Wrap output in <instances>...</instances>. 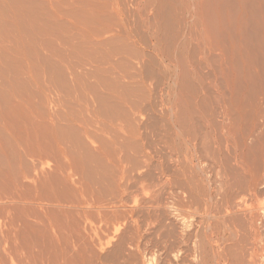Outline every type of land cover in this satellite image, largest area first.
<instances>
[{
	"label": "rangeland",
	"instance_id": "rangeland-1",
	"mask_svg": "<svg viewBox=\"0 0 264 264\" xmlns=\"http://www.w3.org/2000/svg\"><path fill=\"white\" fill-rule=\"evenodd\" d=\"M5 1L6 18L4 22L7 23L4 25L5 40L3 39L4 41L0 47L1 68L2 71L4 70L5 77L2 78L3 84L0 81V88L8 95L7 102L11 100L9 102L13 104L14 101L29 97L27 99H32V102L26 105V103L23 104L25 100H21L20 104L26 107L32 103L31 105L34 106L31 108L29 106L26 108L22 105L19 106L23 110L19 112L21 113L18 117L19 128L25 130L26 125L27 127L28 125H36L41 128L50 125L57 126L65 134V140L61 146L67 153L77 156V160L85 164V167L80 165L81 168L78 174L72 172L71 174L68 170H58L55 166L54 158H51L52 160L47 158L45 162L43 161V164H40L31 157L23 155L22 149L17 150V152L14 149V142L9 137L10 135L2 130L0 136L3 134L2 137L6 140L7 146L11 148L10 153L12 156L11 154L9 155L14 160L10 163L7 161V157H4L0 152V180L2 182L4 179L3 183L6 182V177L4 178L5 175H3L6 173L13 174L16 177L19 176L18 178L20 179H17L21 182L30 183L33 190L31 191L34 195L36 194V200L27 204L21 203V206L19 204L16 206L17 204H15L16 207L10 200L0 202V208H2L0 209V264H45V262L49 264L52 259L48 260L47 257L53 258L54 256H56L57 260L54 257L51 264H64L62 255L65 252L67 241L73 237L87 239L88 245L90 244L89 246L87 245V248L89 247L88 249L93 252V258H91L93 264H194L193 257L195 253L193 250L197 246V238L202 233L205 234L209 228L207 227V213L209 212L210 216L214 212L216 213L218 209L216 207L220 205L217 203L222 201V198L219 197V191L222 189L219 186L221 187V182L224 181L223 183H225L228 175L224 172V179H221L222 174L220 173L222 171L219 172L217 168H214L215 171L213 169L214 165L209 159L212 164L206 160L202 164L203 167L202 165L198 166L199 169L197 168V170H199V177L201 176L202 183L198 177L197 181H199H196V184L198 183L199 187L202 186L200 190L197 186L198 194L201 192V195L197 194L195 197L198 198L199 202L202 200L201 204L195 201V197L193 198L187 191L189 187L185 186V177H182L179 171L180 175L178 173L177 176L174 175L177 171V168H175L176 163H173L169 158L168 151H166L164 142H162L164 138L161 136L166 135V129L169 125L167 121L170 119L168 111L165 110L170 106L169 103H172V100L176 98L177 90L175 91L174 85H171L172 83L169 79L167 80L165 74L168 72H164L165 66L161 64L158 57L153 55L154 52L151 46L152 33L143 27V25H146L145 19L147 21V18L140 17V12L136 13V15L139 14L137 15L138 17L134 16L135 14L133 15L135 11H138L136 9V1L138 2L139 0ZM93 6L95 7L93 8ZM11 11L22 17L20 19L23 24L29 19L25 24H30L29 28L26 26L29 32L27 29L25 31H23L24 29H18L19 25L15 23ZM68 11H74L77 16L74 15L78 18H81L84 14L83 17L86 18L82 17V19L87 21L89 19L90 21L89 24H85L87 29L85 25L82 26L81 23H75L76 21L66 14ZM21 13L24 15L22 16ZM31 16H34L33 19L35 20L31 21ZM123 17L128 22L124 21ZM151 17H149L150 21L153 19ZM142 18L144 23H142L143 20L141 22ZM134 19L137 20L135 21ZM29 21L33 22L34 24H32L36 27V29L33 26V28L31 27L34 31L30 29L31 23ZM25 25H23V28ZM7 27L11 29H7ZM137 27L141 29L139 30ZM107 29H110V31ZM24 32L26 33L25 35H23ZM83 42L84 45H82ZM153 58H155L156 62L151 61ZM13 92H16L22 98H12ZM27 108L29 111L26 110ZM26 114L30 116H26ZM104 114L109 116L110 119H107ZM67 136L69 138L72 136L70 138L72 141ZM53 139L51 137L48 139L43 138V141H35V143H40L39 145L36 144V146H41V148L44 146L43 149L48 150V152H50V149H47V146L52 149V152L53 150L54 152L57 151L55 155L62 162H65L62 153L59 154L58 152L57 142L55 144V139L52 141ZM100 139L103 141H100ZM68 141L72 143L69 144L70 142ZM31 142H34V140ZM43 143L48 145L45 146ZM101 144L103 145L101 146ZM32 146L34 147L35 144H32ZM16 153L23 155H21V160ZM145 153H147V156H144L146 155ZM148 156L150 160L145 162ZM99 157L102 158L100 159ZM86 165L89 166L86 168ZM125 167L130 179L131 177L133 178L131 179L132 182L127 180L132 187L127 190L125 188H128L126 186L128 182L125 185L126 181L121 179ZM3 168L4 170H1ZM28 169L31 171H28ZM84 169L86 172L83 171ZM174 170L176 171L173 173ZM164 172L171 174L165 175ZM24 174L29 175L30 179H24ZM143 175L146 179H144ZM144 180H146L145 185L142 184ZM120 182H124L125 186L120 187ZM3 183H0L1 187L5 185ZM140 183L145 186L144 189L139 188ZM223 183L222 187L224 186ZM10 186L9 189V184H7L5 190L6 188L12 190L13 186ZM52 186L55 187L52 188ZM3 187L0 189L1 193L5 191ZM204 188L205 190H203ZM263 191L264 189L259 198L262 200H252L247 196L246 198L241 195L240 199L244 196L242 202L245 205L242 203L238 214L240 215L241 213L243 216H240L244 217L243 213L247 212L245 214L246 217L248 211H259L258 213L263 218V222L260 225L262 229H260L264 232V211L261 213L264 210ZM8 192L6 191L3 194ZM216 193L217 197H215ZM205 194L207 197H205ZM237 199H239V196ZM240 199L236 201L240 202ZM213 200L218 201L214 209L212 208L213 204H215ZM194 202H198V205ZM209 203H212V207ZM182 206L185 207L183 208ZM223 214L228 215L230 213L223 209ZM15 220L16 222H14ZM252 236L248 235L246 242L249 241L253 245L245 242L243 249L239 245V240L238 244H236L237 247L234 243H228V241L226 245L229 252L228 255L230 254L229 257L231 258V255L235 257L236 254V257H238L243 250L248 259L250 257L249 254L252 252L254 253L253 259L258 260V263L256 260L255 262L264 264V251L262 250L264 242L259 241L260 238H256L255 241L253 239L254 236ZM233 244L235 247L231 248ZM254 246L258 248L259 252L255 251L256 248ZM239 248L242 250L240 251ZM238 251L241 253H238ZM258 253L260 254L258 255ZM43 257L47 258V260H42Z\"/></svg>",
	"mask_w": 264,
	"mask_h": 264
},
{
	"label": "bare ground",
	"instance_id": "bare-ground-1",
	"mask_svg": "<svg viewBox=\"0 0 264 264\" xmlns=\"http://www.w3.org/2000/svg\"><path fill=\"white\" fill-rule=\"evenodd\" d=\"M14 1H16V0H14ZM5 2H6L5 0H0V47H1V44L3 43V41L5 40V38H4V35H5L4 34L5 33L4 27L5 26L4 25H5V23H7V22H4L5 21L4 19L6 18V13H5V9H4ZM82 3H83V1H82ZM136 3H137V5H136ZM136 3H135V5L137 6L136 9H138V11L134 10L135 13H133V15L135 14L134 16H137L139 14L136 15V13L140 12V17L147 18V21L145 19L146 25L141 24L142 20H143L142 23H144L143 18L141 19L140 24L143 25V27H145V29L148 30V32L150 31L152 33L151 34L152 35V45L151 46H152V50L154 52L153 55L158 57L161 64H163L165 66L166 69L164 72L165 73H166V71L168 72L167 74H165V76H166L167 80L169 79V81L172 83L171 85H174V87L176 88L175 91L177 90L176 98L174 97L175 99L172 100L173 102L172 103L170 102L169 103L170 106H168L167 110H165V111H168L167 113L169 114L170 119H169V121H167V123L169 125H168V128L166 129L167 132L165 131L166 135L161 136L162 138H164V141H162V140L161 141L164 142L166 151H168V156H170L169 158L173 161V163L174 162L176 163L175 168H177L176 169L177 171L176 170L173 171V173L176 171L174 175L177 176V173L179 171L182 174L181 176L185 177V179H186L185 180L186 181L185 186L189 187L187 191L190 193V195L193 198L198 194V192L202 186L200 184L201 186L199 187V184L198 183L196 184V181H197L199 174H200L199 170H197V168H198V166L202 165L204 163V161L207 160V162H209V160H210L214 165L213 169L217 168L219 172L222 171L220 173V174H222L221 179L224 177L223 176L224 172H226V174L228 175V177H226L227 180H225V183H223L224 182L223 181L220 184L221 187L219 186V188L222 189L221 191H219L220 192L219 197L222 198V201L220 198H218L221 201V203L213 200L215 202V204H213L214 205L213 207L211 206L212 203L211 204L209 203L213 209H214V207L217 206L216 205L217 202H218L217 204H220V205L216 207V208H218L217 211L215 208L216 213L214 212V214H212L211 216L208 214L209 212L207 213V217H208L207 227H209L207 232L205 234L202 233L199 237L197 236L198 238L196 237L198 239V242H197V244L195 243L197 246L193 250V252L195 253V255L193 257L194 258V260H193L194 264H255L258 260L255 259L256 260V262H255V260L253 259L254 253L249 251V252H251L252 255L249 254L250 257L248 259L247 256L245 255V252L242 249H243V246L245 245L244 243L248 240V237H247L248 235H253L254 236L253 239L255 241H256V238L257 239L260 238L259 241L264 242V240L262 241V239L264 238V237L262 238V236H264L262 234H264V232L261 230L262 226H260L263 222L262 221L263 218H261L262 216L260 215V213H258L259 211L258 212L257 211L249 212L248 211L249 216L247 215L246 217H245V214L247 212L243 213L244 217H241L240 215H242V214L240 213V215H239L238 211H239V208L242 206V203H243L242 201H243L244 196L245 197L247 196L252 200H257V199L262 200L259 198L261 197L262 190L264 189V109H263V107H264V0H139L138 2L136 1ZM26 4H28V3H26ZM84 4H85V2H84ZM90 6H88V7L90 8ZM95 6H93V8ZM91 8H92V6H91ZM13 9H14V7H13ZM68 9H70V8H68ZM73 10H75V9H73ZM6 12H7V10H6ZM86 12H87V9H86ZM11 13H13L12 16L15 20V23L17 25H19L18 29H20V30L24 29L23 31H25V29H27L26 26H28V28H29L30 24L25 25L29 19L23 24V22L21 20L22 17H19L18 16L19 14H17L14 11H11ZM66 14L71 19H74V21H76L75 23H77V22L81 23L82 26H84L85 24L87 25V23L88 24L90 23L88 18H87L88 21L86 19H82L83 15H84L83 13H82L83 15L81 18L76 17L77 15L75 14L74 11H68V12H66ZM23 15L24 14H22V16ZM133 15H132V17H133ZM80 16H81V14H80ZM144 16H146V17H144ZM149 17H151V19L153 18L152 21L149 20ZM33 18H34V16L31 18L32 20L31 19L30 20L31 21L35 20ZM83 18H86V17H83ZM123 19H124V17H123ZM134 20L136 21L137 19H134ZM138 20H140V19H138ZM95 21H97V20L95 19ZM124 21H126V20L124 19ZM126 22H128V20ZM32 23H31L30 29L33 30L32 29L33 27H34V29H36L35 25H33L34 23L33 24ZM35 23H36V21H35ZM23 25H25L24 28H23ZM86 25H85V27H86ZM36 26H37V24H36ZM119 27L121 28V26H119ZM9 28L7 27V29H9ZM16 28H17V26H16ZM16 28H14V29H16ZM37 28H41V27H37ZM86 29H87V27H86ZM110 29H107V30L110 31ZM135 29H136V27H135ZM23 31H21V32L23 33ZM27 31H28V29H27ZM27 31H26V33H27ZM113 31H115V30H113ZM26 33L24 32L23 35H25ZM106 33H108V32H106ZM129 34H131V33H129ZM24 39H25V37H24ZM150 40H151V37H150ZM6 41H7V39H6ZM18 41H20V40L18 39ZM71 44H73V43H71ZM82 45H84V42L82 43ZM28 48H32V47H28ZM99 50L101 51L100 48H99ZM30 54H32V53L30 52ZM26 55H29V54H26ZM155 56H153V57H155ZM32 57H34V56H32ZM48 59H50V58H48ZM92 59H94V58H92ZM154 59L155 58H153L151 61L152 62L155 61ZM1 61H2V58H1V52H0V79H1L0 81L3 84L2 78L5 77V75H4L5 73H3L4 70L2 71V68H1V63H2ZM146 63H148V62H146ZM32 67H33V65H32ZM60 69H61V67H60ZM40 71H41V69H40ZM107 72H109V71H107ZM96 78H98V77L96 76ZM99 78H102V77H99ZM99 80L101 81V79H99ZM21 94L24 95L23 93H21ZM7 96L8 95L5 94V92L2 91V89L0 88V129H1L0 134H1L2 130L4 132H7L10 135L9 136L7 134V136H9L12 139V141L14 142V147H15L14 149L16 151L22 149L23 155L31 157L35 161H38L40 164H43V161L45 162V159H47V158L48 159L54 158L55 166L58 170H65V171L68 170V171H70V173L72 172V173L78 174L82 165L84 166L85 164H82L80 161H78L77 156H74L71 153H67L66 150H64L63 146H61L62 142L65 140L64 139L65 134L63 133V131H61V129H58V127L54 126V125L53 126H51V125L45 126L44 128H41V127L36 126V125H30V126L28 125V127H27V125H26L25 130L23 128L20 129L19 125H18V123H19L18 117L20 116L19 114H21L19 112L23 111V110H21V108H19V106H21V105L23 106L24 103H26V105L29 104V102H32V99H27L29 97H27L26 99H20V101L25 100V102H23V104H20V101H14V103L11 104L9 102L11 100H9L8 101L10 103L9 104L7 102V100H8ZM17 97L22 98V96L20 97V96H18V94H16V92H13L12 98L16 99ZM168 97H169V95H168ZM27 100H30V101L27 102ZM163 101H165V100H163ZM161 102H162V100H161ZM96 104H98V103H96ZM30 105H28L30 108L34 107V106H32V105L30 106ZM164 105H166V104H164ZM28 106H26V107H28ZM37 106H38V104H37ZM23 107H25V106H23ZM120 108H119V110H120ZM26 110L29 111L28 108ZM158 111L160 112V110H158ZM103 112H105V111H103ZM24 113H26V112H24ZM100 115H101V113H100ZM26 116H30V115L26 114ZM40 116H39V119L41 120ZM105 116H107V115H105ZM162 116H164V115H162ZM102 117H104V116L102 115ZM27 119H28V117H27ZM85 119H86V117H85ZM104 119H105V117H104ZM107 119H110V117L107 116ZM111 119H113V117H111ZM34 121H36V120H34ZM109 121L111 122V120H109ZM42 122H44V121H42ZM124 124H126V123H124ZM93 125H95V124H93ZM118 125H120V124H118ZM70 127H72V126L70 125ZM128 127H129V125H128ZM108 130H110V129H108ZM80 131H83V130H80ZM162 131H163V129H162ZM73 132H72V134H73ZM67 133H70V132H67ZM105 133H106V131H105ZM68 135H70V134H68ZM157 135H156V137H157ZM2 136H3V134L0 136V152L4 155V157L5 156L7 157V161L12 163V160H14V159H12L13 157H11L12 156V154L10 153L11 148H9L7 146V144L5 142L6 140ZM49 137L55 139V144L57 142L58 152H59V154L62 153L63 156L62 155L61 156L65 159V162H62L55 155V153H57V151L54 152V150H53V152H52L51 151L52 149L50 147H48V146L46 147L47 149H50V152H48V150L43 149L44 146L42 148H41V146L37 147L40 143H35V141L36 142L43 141L42 140L43 138L48 139ZM161 137H160V139H161ZM70 138H72V136ZM70 138L68 137V139H70ZM54 139L52 141H54ZM32 140H34V142H31ZM101 140L102 139H100V141ZM161 141H160V143H162ZM68 142H70V141H68ZM71 143L72 142H70L69 144H71ZM32 144H35V146L33 147ZM36 144H38V145L36 146ZM43 144H41V145H43ZM46 145H48V144H46ZM102 145L103 144H101V146ZM156 146H158V145H156ZM69 148H70V146H69ZM125 149H128V148H125ZM8 150H10V151L8 152ZM69 150H71V149H69ZM72 150H74V149L72 148ZM9 154H11V156ZM16 154H17L18 158L21 160L22 154L21 153H16ZM145 154L146 155H144V156H147V153H145ZM100 155H102V154H100ZM107 155H108V153H107ZM55 157H57V158H55ZM150 158H151V156H150ZM22 159H23V157H22ZM149 160L150 159L148 156L147 160H145V162L149 161ZM116 162H117V160H116ZM212 163H210V164H212ZM28 164H29V162H28ZM80 165H81V167H80ZM143 165H145V164H143ZM87 166H89V165H86V168H87ZM164 166H165V164H164ZM205 166H209V165H205ZM12 167H13V165H12ZM38 167H39V165H38ZM202 167H203V165H202ZM210 167H211V165H210ZM204 168H206V167H204ZM1 170H4V168ZM125 170H127L126 167H125V169L121 175L122 176L121 179H122V181H126L125 182V185H126V183L128 181L130 182L131 179H133V178L131 177V179H130V177H129L130 175H128L127 171H125ZM28 171H31V170L28 169ZM42 171H44V170L42 169ZM83 171L86 172L85 169ZM25 172H27V171L25 170ZM180 173H178V174L180 175ZM164 174L166 175L169 173L164 172ZM3 175H5L4 178L6 177V182H7V183L6 182L3 183V181H5V180L3 179L2 182L0 180V183L5 184V185H3L4 187L2 186L4 188L3 190H5V187L7 186V184H9V189L11 187L10 185H12L14 189L11 188L13 190L12 191V190H9L8 188H6L5 191H3L2 193L0 192L1 193L0 194V202L4 201V200H10L14 203V206H15V204H17L16 206H18V204L19 205L21 203L27 204L33 200H36L35 199L36 194L35 195L33 194L32 186L30 185V183H26L23 181L21 182L20 180H18V179H20V178H18L19 176L16 177L13 174L6 173ZM11 175H13V176H11ZM107 175H108V173H107ZM167 178H169V176H167ZM206 178H207V176H206ZM24 179L29 180L30 179L29 175L27 176V174H26L24 176ZM93 179L96 180L95 178H93ZM121 179H120V181H121ZM144 179H146V177ZM145 181L146 180H144L142 182V184H144ZM97 182H98V180H97ZM129 182L127 183L128 185H126V186H128V188L127 187L125 188L126 190L131 187L129 185ZM200 182L202 183V179L200 180ZM203 182L205 183V181H203ZM123 183L124 182L121 183L120 187L125 186ZM148 183H146V184H148ZM181 183L184 184L182 181H181ZM222 183L224 184L223 187H222ZM144 185H142L141 187L139 185L138 186H139V188L144 189L145 188ZM197 186L199 187V190H198ZM2 187L0 189H2ZM53 187H55V186H52V188ZM91 187H92V185H91ZM203 190H205V188ZM6 191H9V192L7 194H3ZM10 191H12V192H10ZM101 191H102V189H101ZM187 191L185 190V192H187ZM202 192H204V191H202ZM187 193H185V194H187ZM263 193H264V191H263ZM190 195H189V197H190ZM198 195L200 196L201 192ZM215 195H216L215 197H217V193ZM241 195H244L243 197H241L242 199H240ZM238 196H239V199L241 200L240 202L236 201V200H239V199H237ZM44 197H46V196H44ZM205 197H207L206 194H205ZM213 198H214V195H213ZM45 199H47V198H45ZM195 201L199 202L197 197H195ZM201 201L199 202L200 204H201ZM198 202H194V203L198 205ZM205 204L207 205V203H205ZM209 204H208V207H209ZM202 205H204V203H202ZM202 205H201V207H202ZM260 206H263V205H260ZM0 207H1V205H0ZM250 207H251V205H250ZM0 209H2V208H0ZM196 209H199V208H196ZM223 209L226 212H229L230 214H228V215L223 214ZM263 211L264 210H262L261 213H263ZM194 212H195V210H194ZM197 212H199V211H197ZM210 212H211V210H210ZM174 214H176V213H174ZM14 222H16V220ZM184 222H186V221H184ZM207 227H206V229H207ZM261 231H262V234H261ZM241 235H243V236H241ZM246 237H247V239H246ZM74 238L75 237H73L71 239L69 238L70 240L67 241L68 243H66V246L64 249L65 252L62 255L63 263L64 264H93L92 259H91V258H93L92 257L93 252H91L88 249L89 247L87 248V245H88L87 239H84L82 237H77L75 239ZM238 240H239L240 247L242 246V249L239 248L240 251L242 250L241 251L242 254H240V255L238 254L239 255L238 257H236L237 256V254H236V256H235L236 258L234 256L232 257V255H231V258H232L231 259L229 257L230 254L228 255L229 252H228L226 243L229 241L228 243L232 242L236 245V244H238ZM248 242H246V244H248ZM249 243L253 245V243H251V242H249ZM234 244L231 246V248L235 247ZM178 247H180V246H178ZM236 247H237V245H236ZM263 248H262V250L264 251ZM229 251H230V248H229ZM255 251H258V248H256ZM241 252L238 251V253H241ZM230 253H231V251H230ZM259 254L260 253H258V255ZM255 255H256V253H255ZM54 257L56 259V256H54ZM54 257L53 258L47 257V258H48V260L52 259L51 260V262H52ZM255 257L258 259L257 256H255ZM47 258L43 257L42 260L46 261ZM47 262H49V261H47ZM51 262L49 264H51ZM45 264H46V262H45Z\"/></svg>",
	"mask_w": 264,
	"mask_h": 264
}]
</instances>
